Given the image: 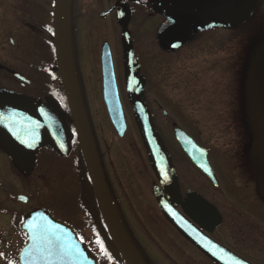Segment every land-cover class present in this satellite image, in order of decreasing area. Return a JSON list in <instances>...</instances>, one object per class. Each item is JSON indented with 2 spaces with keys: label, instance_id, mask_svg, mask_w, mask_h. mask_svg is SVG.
<instances>
[{
  "label": "flooded vegetation",
  "instance_id": "flooded-vegetation-1",
  "mask_svg": "<svg viewBox=\"0 0 264 264\" xmlns=\"http://www.w3.org/2000/svg\"><path fill=\"white\" fill-rule=\"evenodd\" d=\"M53 5L54 0H0V99L6 96L31 104L46 115L62 133L59 147L54 142H48L38 152L34 171L31 173H22L9 159L4 145L0 143V264H20L19 253L28 240L21 229L22 220L26 214L40 208L31 205L33 196L30 194L26 195L28 200L25 204L17 201L16 197L22 194L14 193L13 177L17 179L20 174H32L40 165L49 166L55 155L68 153L69 108L55 57ZM120 11L130 14L128 31L133 48L136 27L152 21L154 24L148 26L151 45L166 50L170 55L183 52L190 54L189 52L197 49L201 52L198 54L200 56L205 53L219 55L222 50L221 35L229 37L226 42L232 45L229 47V58L224 61V67L221 69L219 58L213 59L210 66L207 63L210 60L208 58L204 62L208 69L198 73L197 86L201 101L213 103L212 116L220 110L221 102H230L234 106L246 104L243 109L239 105L237 108L233 107V115L228 119L234 121L230 124L235 125L228 148L233 155H230L229 160L239 151V156H244V162H241V158L238 161L231 159V164L228 162L229 173L220 175L209 161L218 182V186L213 189L216 191L220 186L222 190L210 198L205 196L207 189L210 191L208 179L176 146L181 153V159L175 161L172 157L174 148H169L165 142L163 144L171 159L182 202L186 200L189 192L195 193L214 207L220 223L211 232H207L188 218L182 208L176 207V211L213 243L235 257L249 264H264V177L254 183L256 174L249 169L256 161H264V138L258 141V149L253 148L254 144L247 143L243 134L246 131L249 135L261 132L263 135L264 132V127L257 128L259 121L264 126V0H67L66 40L70 55L80 52L79 39H83L86 29L87 39L98 37L89 43L92 47L81 46L83 49L88 48V52H98L100 55L105 42L111 53L114 45L118 48L120 45L122 49L121 27L118 23ZM157 20L160 22L156 27ZM134 22L141 23L134 25ZM48 29L52 31L49 32ZM100 36H110L111 41H103L98 46ZM169 40L173 43L168 44ZM221 52L224 53L223 50ZM191 54L196 55L197 52ZM222 73L226 78L230 77L223 83L220 76ZM193 77L189 76L190 79ZM206 81L207 85L201 84ZM97 158L126 243L134 248V253H138L120 220L122 217L124 223L126 222L118 202L116 203V188L111 180L113 177L109 171L106 172L103 160L100 161L98 155ZM250 158L252 162H248ZM261 167H264V162ZM150 168L147 167L150 179L146 178L147 184L144 185L138 183L130 169H125V175L129 186L136 189L138 186L140 199L145 198L141 204L146 207L144 212L154 217L149 194H152V189L158 186V182ZM262 172L264 174V169ZM38 176L43 181V176ZM234 184L240 187L239 196L235 199L228 196L232 194ZM222 195L231 198V207L225 204ZM154 203L158 216L164 221L168 236L166 248L170 255L177 257L183 253V260L196 258L197 264H215L165 221L160 216L155 200ZM87 206L91 218L88 214H66L70 210L65 209L60 210L59 214H64L62 217L67 219L77 238L90 251L96 252L98 264H127L121 254L122 248L115 245L117 255L112 254L100 232L96 228L94 231L92 220L96 212L92 198ZM58 208L56 206L57 210ZM53 209L56 211L54 207ZM96 214L100 216L98 212ZM100 223L108 236V227L101 217ZM185 251L188 253L185 254ZM185 255L186 258L183 257Z\"/></svg>",
  "mask_w": 264,
  "mask_h": 264
},
{
  "label": "rangeland",
  "instance_id": "rangeland-1",
  "mask_svg": "<svg viewBox=\"0 0 264 264\" xmlns=\"http://www.w3.org/2000/svg\"><path fill=\"white\" fill-rule=\"evenodd\" d=\"M156 22L157 27L160 21L157 20ZM137 24L134 22V25ZM153 24L154 21L141 23L134 30V37L136 39L135 46L137 47L135 56L140 64V72L147 80V86H145L144 90V100L153 117L157 134L162 137L166 146L174 148L172 151L174 160L181 159V153L175 148L176 143L173 138L174 128L172 123H175L177 128L192 136L196 142L206 148L210 153L209 161L218 174L229 173L231 159L238 161L241 158V162H244V156H239V151L229 160L232 154L228 149L230 136L231 134L233 135L232 130L235 125L230 124L234 121L231 122L228 119L233 115V107L237 108L238 104L234 106L230 102H221L219 106L220 110L215 113V116H212L213 103L201 101L197 86V75L200 71L208 69L204 64L208 58L210 60L207 63L210 66L213 59L219 58L221 69L224 67V61H227L229 58V47L232 45L226 42V39L229 37L224 34L221 35V46L224 53L220 50L219 55L205 53L200 56L198 54L201 52L198 49L189 52L190 54L183 52L181 54L170 55L162 52L158 47L154 48L151 45L148 26H152ZM84 32L87 33L88 30L86 29ZM86 33H84L83 39H79V45L92 47L93 45H89V43L95 41L94 39L98 37L94 36L92 39H87ZM103 41H111V37L100 36L98 46ZM81 46L80 52L72 53L70 58L78 94L85 112L86 122L94 138L97 140V154L102 155L106 172L109 171L113 177L111 180L116 188V197L119 200L121 213L127 219V223L133 231L138 244L144 248L148 257L147 260H150L151 263L197 264L195 262L196 258L188 261L183 260L181 258V254L183 253L178 254L179 256L177 257L170 255V251L166 248L168 236L165 227L163 224L159 225L157 220H155L158 218V212L156 211L152 194H149V202L151 201L150 207L154 209V217H151L146 211L144 212V208L146 207L141 206V204L144 203L145 198L140 199V194L138 193L141 192L138 186L137 189L134 186H129L126 180L125 169H130L134 173L135 179L140 185L147 184L146 178L149 180L150 176L148 179L149 173L147 167H149V163L146 150L127 99L121 46L119 45L118 48L117 45H114L112 57L127 125L126 132L122 138L117 137L108 119L102 100L99 53H90L88 52V48L83 49ZM193 52H197V54L192 55L191 53ZM189 76L194 77L190 79ZM220 76L221 83L230 78H226L223 73ZM201 84L207 85L208 82L206 81ZM162 112H166V116H163ZM260 127H264L261 121L257 123V128ZM261 133L249 135L243 132L247 143L250 145L254 144L253 148L258 149H260L258 141L262 137L264 138V132L263 135ZM243 134L240 136L242 137ZM69 137L72 140L70 135ZM71 149L75 150V147L73 146ZM67 150L69 153L71 152L69 141ZM58 159L49 164L50 166L40 165L36 168V172L32 174H20L18 176L20 178L17 177V179L13 177L12 184L15 194H30L33 196L32 206L41 207L43 205L46 207L47 205L52 210H54L53 207L56 209V206H58L59 208L54 211L53 217L58 214L57 217L61 219L59 211L62 208L65 210L72 209L75 203L77 204L80 201L81 190L76 180H79L78 170L81 169L82 173L85 174V168L82 165V161L79 162L78 160L77 162L80 167L76 168L68 153ZM248 162H252V158L248 159ZM263 162L256 161L251 167L249 166V169H252L253 173L256 174L253 179L254 183L264 177L261 173ZM232 164L235 163L232 162ZM69 172H71L70 175ZM38 175L43 176V181L38 179L41 178ZM82 187L85 192L88 190L84 175L82 177ZM209 187L210 191L207 189V193H205L206 197L213 198L216 192L222 191L220 186L216 191L210 184ZM233 189L232 194H228V196L235 199L239 196L240 187L234 184ZM241 196L244 197V195ZM82 199H86V196ZM223 200L227 206H232V202H230L232 201L231 198L224 196ZM28 207L30 208L31 206ZM65 220L67 221V219ZM184 253L187 254L188 251ZM183 257L186 258V255Z\"/></svg>",
  "mask_w": 264,
  "mask_h": 264
},
{
  "label": "water",
  "instance_id": "water-1",
  "mask_svg": "<svg viewBox=\"0 0 264 264\" xmlns=\"http://www.w3.org/2000/svg\"><path fill=\"white\" fill-rule=\"evenodd\" d=\"M64 11L65 0H55V49L62 85L70 108L72 124L100 211L110 231L115 232L116 229L117 233L110 200L99 171L69 70L68 56L64 49ZM128 20V12L119 13L118 21L122 28L125 79L130 104L137 119L149 159L161 187L168 195L167 200L161 191L155 188L153 192L157 203L164 217L215 262L218 264H246L209 241L174 211V205L182 206L187 216L207 231H210L212 227L219 223L212 207L194 194L189 193L186 202H181L170 159L154 132L151 116L143 101L145 79L140 75L139 66L133 55L130 34L126 29ZM101 63L104 103L113 127L118 136L122 137L126 127L116 88L110 52L106 45L102 50ZM174 136L192 163L216 185L214 175L206 160L205 151L197 147L180 130H175ZM59 138L57 129L52 122L35 108L6 96L0 99V143L6 147L9 157L22 171H32L35 155L38 151L46 145L47 141L52 142L53 139ZM18 199L23 203L26 201L24 197ZM21 227L29 238L28 245L22 249L20 254L21 264H96L93 255L76 240L69 227L52 219L44 210H37L25 216ZM118 243H122H120V238H118ZM124 255L128 256L125 250ZM126 261L128 264H136L130 255L126 257Z\"/></svg>",
  "mask_w": 264,
  "mask_h": 264
},
{
  "label": "snow or ice",
  "instance_id": "snow-or-ice-1",
  "mask_svg": "<svg viewBox=\"0 0 264 264\" xmlns=\"http://www.w3.org/2000/svg\"><path fill=\"white\" fill-rule=\"evenodd\" d=\"M48 31H49V32H51V31H52V29H48ZM174 46H175V45H174Z\"/></svg>",
  "mask_w": 264,
  "mask_h": 264
}]
</instances>
